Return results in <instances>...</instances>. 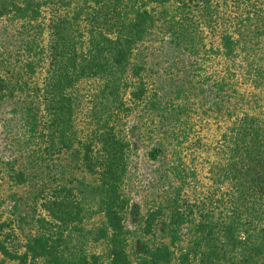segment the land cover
<instances>
[{"label":"trees","instance_id":"16d2710c","mask_svg":"<svg viewBox=\"0 0 264 264\" xmlns=\"http://www.w3.org/2000/svg\"><path fill=\"white\" fill-rule=\"evenodd\" d=\"M0 135L45 213L8 259L264 264V0H0ZM133 138L170 200L131 226Z\"/></svg>","mask_w":264,"mask_h":264},{"label":"rangeland","instance_id":"374dc122","mask_svg":"<svg viewBox=\"0 0 264 264\" xmlns=\"http://www.w3.org/2000/svg\"><path fill=\"white\" fill-rule=\"evenodd\" d=\"M155 36L156 38L151 45L158 47L160 34L157 32ZM157 64L156 69L159 73H154L150 78V83L154 87L152 92L156 87H159L158 82H164L170 79V73L167 75H160L164 66L166 67L162 72H166L164 70L170 66V62L158 61ZM150 87L151 86L149 85V93H152L150 92ZM163 88L167 89L165 86H163ZM168 98L170 99V96ZM198 120L199 119L196 118L195 121ZM211 134H214V132L211 131ZM3 138L4 137L0 135V223L5 224V232L10 235V238L6 239L8 244H16L17 247H19L20 254H23L26 241L37 233L38 228L36 220L41 216L43 217L45 213L40 208L39 201L36 198L37 195L30 184L18 185L8 178L11 172L6 163H9V160H11L16 154H13L14 152L10 148H8L9 150H5V142ZM133 153L135 154L132 162L135 169L133 171L135 176L133 196L137 208L129 219V224L131 226L139 223L140 219L144 220V210L147 205L146 202L149 203L148 206H151L152 203L155 206H163L168 204L170 200V196L165 200V197L170 195V165L168 166L165 162L160 165V162L150 160L144 143L139 142L135 138H133ZM199 158L201 159V157H197V159ZM167 162L170 164V158ZM166 171L168 172V179L164 176ZM164 191L168 192L165 197L162 195ZM167 216V212L164 213L162 210V212L156 217V229L154 231L156 232L157 239L164 238L162 241L165 243L169 242V239L165 237L166 233L163 230L168 220ZM145 238L151 240L148 236ZM0 264L36 263H30L26 257L22 260H11L0 253Z\"/></svg>","mask_w":264,"mask_h":264}]
</instances>
